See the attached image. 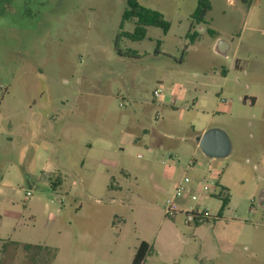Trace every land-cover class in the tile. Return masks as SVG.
<instances>
[{"label": "rangeland", "instance_id": "obj_1", "mask_svg": "<svg viewBox=\"0 0 264 264\" xmlns=\"http://www.w3.org/2000/svg\"><path fill=\"white\" fill-rule=\"evenodd\" d=\"M127 1L0 0V238L42 233L50 243H68L57 258L53 250L6 245L0 264H91L106 253L131 264L143 239L153 245L145 264H244L222 251L233 248L226 239L249 254L246 264H264V0H209L205 23L192 28L200 33L194 43L187 34L198 0H139L171 22L167 33L150 26L143 40L119 35L135 26L120 28ZM209 28L229 40L227 57L212 48ZM221 65L229 69L226 79L193 92L203 91L205 108L188 94L174 103L154 95L172 88L171 69L183 76ZM211 126L232 138L226 159L208 158L196 146ZM100 135L106 141L95 145L91 162L85 143ZM40 150L47 158L37 156ZM221 171L231 202L198 235L183 215H164L185 172L213 186ZM58 176L63 184L51 185ZM111 183L122 190L111 192ZM202 195L197 205L216 215L220 201ZM60 230L70 238L59 239Z\"/></svg>", "mask_w": 264, "mask_h": 264}, {"label": "crops", "instance_id": "obj_2", "mask_svg": "<svg viewBox=\"0 0 264 264\" xmlns=\"http://www.w3.org/2000/svg\"><path fill=\"white\" fill-rule=\"evenodd\" d=\"M235 1L236 0H234L233 3H235ZM244 1L248 2V1H252V0H244ZM233 3H231V4H233ZM212 9H213V6L211 5V9L210 10H212ZM202 28L204 30V27H202ZM214 30H216V29H214ZM194 31H196V30H193V32ZM128 32H131V31H128ZM190 32H192V29L189 30V33ZM197 33H198V35L200 34L199 32H197ZM217 33L218 34L217 35H214V36L211 35V34H209L210 36H212L214 38L213 39V42H212V48L214 49V51L217 54H219L222 57H224V55H222V54H220V53H218L216 51V48L220 47V42L219 41L221 39H224L227 42V44H229V50H228L227 54L231 50L232 45L230 44L229 40H227L225 38H220L219 31H217ZM198 35H197V37H198ZM187 37L190 38L188 36V34H187ZM196 38L193 41L190 39L189 40L190 41L189 43H194V41L196 40ZM160 45H158V43H157L156 51H159ZM227 56L228 55H226L225 57H227ZM234 66L237 68L239 65L237 63H235ZM210 73L209 72L202 73L198 69H195V70H193L191 72V75H188V74L185 73V74H183V76H180V72H175V71H173V69H171L169 71V73H168V77H169V80L172 83V85H171L172 88H170V89L169 88H166V89H164V88H158V89H161L159 95L155 94V91L157 89L154 91V95L157 96V99L160 100L161 102H164V103H174V102L177 101L178 95H180L181 97H183L184 99H186L187 98V94H188L191 97V101L194 104V106H201L202 108H205V106H207L210 103V101L207 99V97H205L204 95H202V94H204L203 91L200 94L201 96L200 95H194L193 92H197L198 90L201 91V88L202 87H211V82H213L215 80V78L216 79H226L227 76H228V74H229V69L226 67V65H221L219 67H214L213 70H210ZM226 102H227V100H225V99L222 100V103H224V104H222V107L224 108V111L230 109V107L228 106V104H226ZM250 102H254V98H250ZM186 107L187 108L190 107V102H187L186 103ZM218 108H219L218 105L215 106V110H213L212 113L214 114V113L218 112ZM29 109L32 110V107H29ZM216 109H217V111H216ZM206 129L207 128H204V129H202L200 131V133H199L200 135L198 136V138L201 136V134ZM104 141H106V140H105V138L102 137V135H100V137L98 139H95L93 141L88 140V142L85 143V148L88 149V152L85 153V158L86 159L88 158V160H90L91 162H93L94 160H96L97 153H96V146L95 145L96 144H101ZM196 146L199 148V146H198V139L196 141ZM37 156L38 157H41V158H47V156H45L44 155V152L41 151V150L38 151ZM170 159H172V155H171ZM192 160H189V164H190V162ZM57 179H58V182L57 183H54L55 185L52 184V183H50V184L53 185V186H58V185L60 186V185H62L63 184V179L60 176H58ZM81 182H83V179L82 178H80V183ZM220 184L223 185V186H225V187H227L229 189L230 194H231L230 186L223 180V175H222V177H220ZM108 187L111 190V192L114 191L113 189H121L122 190V186H120L119 184L115 185L114 183H111ZM157 187L158 188H161V186L159 184H157ZM75 188H76V186H75ZM1 191H2V189H1ZM0 194H1V192H0ZM230 202H231V199H230ZM201 206H204V205H201ZM179 214L180 215H183L181 213H179ZM223 214H224V212H223ZM55 217L56 216H52L49 219L47 230H51L52 229V226H53V224L56 221V218ZM2 220H3L2 219V216L0 215V227L2 226V222H3ZM203 224H204V222L203 223H199V224H197V223L194 224V227H195V232L194 233H195V235L196 234L198 235L200 229H202V227H204ZM70 236H71L70 235V231H68V230H64V231L63 230H60V231H58V238L59 239H62V238L68 239V238H70ZM93 238L94 237L91 236V239H93ZM142 241H146V240L143 239ZM142 241H140L139 246H140V244H141ZM224 241L225 242L227 241L228 243H230V244L233 245V248L232 247H229V248H226V247L223 248L222 247L223 248L222 251H226L225 253L229 254V259L231 260V256H235V259L239 261V258L241 257L242 262L244 264H246V261L249 258V254L246 253V252H240V253L235 252V247L234 246L236 245L237 241H229L227 239L224 240ZM146 242L149 244V251L147 253V255H148L150 253V251L153 249V245H151L148 241H146ZM225 242H223V245H224ZM0 243L5 244V246L6 245H15V246H23V247H24V244H30L31 246L27 250H35V251H38L39 254L44 253L45 250H46V252L48 250H53L55 252V256H56L55 258H57L61 254L62 249L64 247L68 246V243H66V244L65 243L64 244L57 243V242L56 243H52V242L50 243V242H48V239L47 238L43 237V234L42 233H39V236L31 235L26 240H23V241H15V240H11V239L6 240V239H3V238H0ZM242 244H243V247H244L245 250H251L250 255L259 257L258 251L254 250V249H250L251 247H249V245H247L244 241H242ZM138 247H137V249H138ZM137 249L132 254L131 264H134L133 263V259H134V256H135L136 252H137ZM145 261H146V257H145L144 261L142 262V264H145ZM36 264H38V261L36 262ZM91 264H116V263L113 260L110 261L109 260V257H108V253H106L105 255H103V258L101 260H93V262H91ZM117 264H119V263H117Z\"/></svg>", "mask_w": 264, "mask_h": 264}, {"label": "trees", "instance_id": "obj_3", "mask_svg": "<svg viewBox=\"0 0 264 264\" xmlns=\"http://www.w3.org/2000/svg\"><path fill=\"white\" fill-rule=\"evenodd\" d=\"M127 5L128 7L123 14L120 23V28L122 29L124 27V23L126 21H134L135 26L133 31L131 32L122 30L119 34L120 36L128 37L132 40H143L147 37L148 28L150 26L160 27L165 33L169 31L171 27V22L165 18V15L161 11L143 6L139 2V0H128ZM210 9H211V4L209 0H198L197 7L195 8L194 12L191 15L192 17L191 29L194 28L196 24L200 25L202 23H205L206 14ZM208 32L213 36L218 34L217 31L212 28H209ZM197 35H198L197 31L188 33V36L192 41L197 37ZM157 43L158 45L161 44L160 41H158ZM222 173L223 171L217 172V180H216L217 193L214 195L216 198L220 200V207L218 209L219 216H221L225 211V209L228 207L231 199V194L229 192V189L220 184V177ZM203 222H198L197 224ZM30 246H31L30 244H24V247L26 249H28ZM1 247L4 248L5 244H2L0 246V252H1ZM148 251H149V244L146 241H142L134 256L133 263L142 264Z\"/></svg>", "mask_w": 264, "mask_h": 264}, {"label": "built area", "instance_id": "obj_4", "mask_svg": "<svg viewBox=\"0 0 264 264\" xmlns=\"http://www.w3.org/2000/svg\"><path fill=\"white\" fill-rule=\"evenodd\" d=\"M228 1L230 3L234 2V0ZM160 91L161 89H157L155 94L159 95ZM138 156L140 157L141 155ZM168 157H171V154L168 155ZM194 164L195 160L193 159L190 162V167ZM216 180L217 176L214 177L213 186H211L208 183L207 177H198L194 180V178L185 172L176 182L171 197L166 200L164 205V215L167 217H173L181 213L184 215L185 221L188 224H196L198 222L208 221L212 217H218V213L213 216L209 207H199L197 205V202L203 198L202 193H207L211 196H214L217 193Z\"/></svg>", "mask_w": 264, "mask_h": 264}, {"label": "water", "instance_id": "obj_5", "mask_svg": "<svg viewBox=\"0 0 264 264\" xmlns=\"http://www.w3.org/2000/svg\"><path fill=\"white\" fill-rule=\"evenodd\" d=\"M219 42L220 47L216 48V51L222 55H227L229 44L224 39ZM198 146L206 157L216 160L226 159L234 151L230 134L219 126L207 128L198 138Z\"/></svg>", "mask_w": 264, "mask_h": 264}]
</instances>
